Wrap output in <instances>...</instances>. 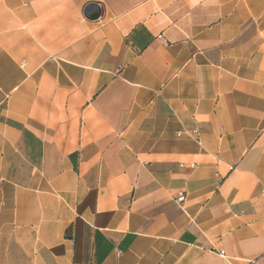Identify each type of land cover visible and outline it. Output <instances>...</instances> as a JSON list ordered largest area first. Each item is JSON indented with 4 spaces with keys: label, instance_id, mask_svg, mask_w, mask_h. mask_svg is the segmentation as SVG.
Returning <instances> with one entry per match:
<instances>
[{
    "label": "crops",
    "instance_id": "1",
    "mask_svg": "<svg viewBox=\"0 0 264 264\" xmlns=\"http://www.w3.org/2000/svg\"><path fill=\"white\" fill-rule=\"evenodd\" d=\"M0 264H264V0H0Z\"/></svg>",
    "mask_w": 264,
    "mask_h": 264
},
{
    "label": "built area",
    "instance_id": "2",
    "mask_svg": "<svg viewBox=\"0 0 264 264\" xmlns=\"http://www.w3.org/2000/svg\"><path fill=\"white\" fill-rule=\"evenodd\" d=\"M157 37L160 39V38H161V35H158ZM190 133L193 134V136H196L197 131H196V130H192ZM180 134H181V132H180V131H177V135H180ZM197 141H198V140H197ZM198 142H199V141H198ZM180 199H181V198H179V200H180ZM218 253L221 254V255H223V250H219ZM117 255H119V254L117 253Z\"/></svg>",
    "mask_w": 264,
    "mask_h": 264
}]
</instances>
